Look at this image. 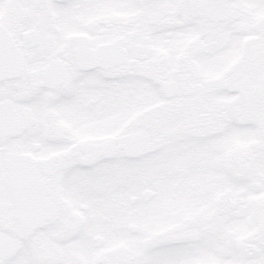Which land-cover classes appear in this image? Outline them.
<instances>
[{"label": "snow or ice", "instance_id": "obj_1", "mask_svg": "<svg viewBox=\"0 0 264 264\" xmlns=\"http://www.w3.org/2000/svg\"><path fill=\"white\" fill-rule=\"evenodd\" d=\"M0 264H264V0H0Z\"/></svg>", "mask_w": 264, "mask_h": 264}]
</instances>
